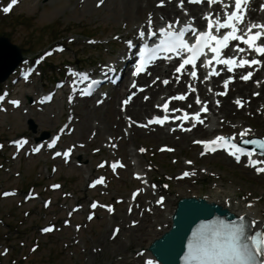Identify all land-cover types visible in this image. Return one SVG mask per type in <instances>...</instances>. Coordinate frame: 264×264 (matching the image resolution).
I'll return each mask as SVG.
<instances>
[{
	"label": "rangeland",
	"instance_id": "1",
	"mask_svg": "<svg viewBox=\"0 0 264 264\" xmlns=\"http://www.w3.org/2000/svg\"><path fill=\"white\" fill-rule=\"evenodd\" d=\"M6 1L4 0L3 3ZM97 1L27 0L19 3L10 15L0 14V36H6L12 43L20 46L25 57L35 56L55 43L62 42L67 46L65 52L56 54L46 63L43 67V76L36 78L32 86L14 87V94L24 99L25 105L8 113L0 111V141L6 143L9 138L26 134L33 143L34 139L40 137L43 132H55L59 124L65 120L68 111L64 101L58 96L51 105L41 111L36 107L28 109L29 102L25 94L34 95L35 92L51 89L52 82L63 77L62 71L58 68L63 61L77 66L88 65L86 63L91 61L94 63L96 60L105 62L111 57L109 51L113 47L112 44L120 45L118 41H114V35L123 34L127 29L138 25L146 15V13L143 14L141 20L131 23L128 19L121 18L125 10L123 5L115 4L114 0H106L101 7H98ZM125 26L127 29H124ZM89 37L100 39L102 43L90 44L87 42ZM48 65H54L52 70ZM50 76L53 77L49 80ZM5 86L6 83H1L0 90ZM118 103V98L114 97L108 105L106 102L101 105L97 113L91 116L92 126L84 128L82 136L78 129L85 117L84 110L92 107L94 102L82 100L76 107L78 119L76 131L68 137L67 142H80L84 145L78 149L77 153L82 156L80 159L84 163L82 167L77 166L78 159H76V163L72 162L68 166L61 164L58 172L54 174L49 169L55 162L50 161L48 156L40 154L14 160L11 158V151L7 148L8 145L5 144L4 149L0 151V264H121L125 260L130 262L139 247L135 243L128 247L126 245L128 239L138 235L144 226L152 224L153 217L150 213L141 221L145 213L142 199H137L133 215L124 220L122 218L114 220L111 217L116 216L122 209L125 212L127 206L124 202L118 204L115 198L128 197L131 190L140 187V184L131 178L135 163L141 170L153 168L149 172L151 180L159 184L158 187L161 193L166 195L168 202L176 197V194L185 192L184 190L203 194L209 191L213 178L201 179L195 186L192 183L174 182L167 191L162 188L161 182L168 181L169 176L187 167L184 164L185 158L195 159L196 165L206 164L213 170L215 168L216 171H222L225 174L224 187L238 186L244 188L243 192L255 190L253 195H257L256 189L261 180L251 172L231 163L228 164L219 156L197 159L196 152L190 144L193 135L188 136L185 142L176 135L161 139L151 137L149 134L136 137L134 141L131 139V134L127 136L128 132L121 129L125 127V120L117 112ZM24 108L29 110L27 114L22 112ZM232 111L234 114V110ZM29 120H33L36 124L35 130L29 128ZM119 120L121 128L115 129ZM105 122L108 123L109 130L101 131L95 127ZM122 133L125 137L118 145L119 150L116 153L103 148L97 155L96 151L99 147L108 145L114 138L119 139ZM161 144L175 146L176 151L171 154H157L158 146ZM141 146L147 148L146 153L137 152ZM152 153H156L155 156H152ZM114 154L124 158L127 169L119 173L118 177L109 179L108 195L102 197L100 190L90 191L86 183L90 177L94 176L96 163L100 158L111 157ZM134 155L137 156L135 160ZM175 160L178 161L177 164ZM89 168L92 169L90 174H88ZM242 177L250 179L254 184L243 182L246 180L242 181ZM231 179H234L238 185L230 181ZM56 180L62 181L63 189L51 192L48 184ZM8 188L21 193L18 196L2 198V190ZM29 188H33L32 191L38 192L41 197L25 201L24 194L30 191ZM94 196H100L102 201L116 203L115 215H107L99 211L93 220H87L85 218L87 204ZM237 196L240 197L241 194L237 192ZM45 197L53 199L48 208L43 206ZM154 199L155 197L151 196V205ZM262 202L264 204V199ZM74 204H83L84 212L69 213ZM68 217H70V224L65 225L63 220ZM131 220L133 223H130ZM49 223H56L60 227L53 232L42 234L40 228ZM115 226L120 228L118 235L113 234ZM130 227H134L135 231ZM122 244L125 248L118 251ZM129 262L127 264H130Z\"/></svg>",
	"mask_w": 264,
	"mask_h": 264
},
{
	"label": "snow or ice",
	"instance_id": "2",
	"mask_svg": "<svg viewBox=\"0 0 264 264\" xmlns=\"http://www.w3.org/2000/svg\"><path fill=\"white\" fill-rule=\"evenodd\" d=\"M18 0H11V4L8 7L3 9L4 12L11 10V7L15 5ZM102 2V0H101ZM192 3H202L204 0H190ZM247 0H234V9L229 13L225 12L224 19H216L213 22V18L209 15L206 17L207 31L197 32L195 29H191V26L181 29L179 31H169L167 29H161L163 34V40L160 45V50L169 53H175L177 56H180L182 53H189L186 58H183V62L176 69L177 72H180L181 69L185 68L186 65L195 66L194 62L199 59L201 55H204V48H208L214 55L212 60H215L217 63L227 65V70L229 72L233 71L232 65L237 67H243L245 65H257L261 62L259 60H246L240 59L237 61L234 57L220 59V53L222 48H227L229 46V41H242L248 45V48L260 55H264V42L257 43V41H264V25L251 24L245 34L241 33V30L238 25L244 23V6L246 5ZM163 3V0H162ZM209 5L221 4L225 8L228 5L224 4V0H207ZM181 7L183 6V0H181ZM151 23V21H149ZM171 28V25H169ZM253 29H259V31L253 32ZM193 31L196 35V42L194 44H189L185 39L186 31ZM221 30H228L222 36H217L214 32L219 33ZM140 35H144L143 32ZM236 52L242 53L245 49L240 48L238 45L235 49ZM155 58L154 56L152 57ZM170 58V57H169ZM212 60L208 61L210 65ZM138 69L137 71H139ZM214 75H219L218 72H214ZM193 77L196 76V72L191 73ZM252 76V73L249 72L247 75L242 76L241 79L248 80ZM163 83L167 84L168 81L165 80ZM227 84V82H225ZM194 92L195 89H192ZM225 93H221L224 95ZM47 99H51L48 97ZM173 99H185L184 96L174 97ZM0 100H3V97L0 96ZM197 103H200L199 97H197ZM13 104H18V101H12ZM127 103V101H125ZM218 103V102H217ZM236 103L240 105V101L237 100ZM165 111H167V104L164 106ZM175 111V110H174ZM203 111H207L205 106ZM195 116L199 118V113H196ZM188 114L185 113L183 119H187ZM168 119L165 116L163 119L156 118L154 121H149V123H158L163 124ZM203 123L202 120L199 121ZM195 126V125H193ZM250 130H245L240 133L241 137H244L248 134ZM218 142H223L222 147L225 148L232 155L237 162L241 161L242 156H246L249 159V165L254 167L256 172L264 173V160H253L252 155L256 151L255 149L247 150L240 148L238 144L235 143V137L226 138L223 136H218L212 141H195V143H203L206 146L212 145L210 150L215 152L217 150L216 145ZM55 143V142H53ZM244 144L257 145L261 149V155H264V140L260 139H244ZM52 147V145H48ZM39 148L34 149V151H39ZM141 152L145 151L140 149ZM70 150L64 153L57 152L56 156H65L68 157ZM204 154V153H202ZM103 166V165H101ZM118 165L113 164V170L116 169ZM123 167V165H119ZM184 176H188L189 173L185 172ZM103 183V178L98 179L91 186L96 184ZM53 187H59V185H54ZM4 195H9V193H4ZM135 195V194H134ZM163 198H161V201ZM161 201H158L160 203ZM92 208H96L97 204L93 203ZM109 211L112 209L109 207ZM92 219L90 215L88 217ZM67 223V222H66ZM256 224V221H251L247 223L244 217H240L239 221L233 222H224L218 221L210 224L202 225L196 232L193 233V238L190 241L188 256L186 257L187 264H264V231L251 232L249 229ZM44 232L53 231L52 227L42 229ZM116 232L119 229L115 230Z\"/></svg>",
	"mask_w": 264,
	"mask_h": 264
},
{
	"label": "bare ground",
	"instance_id": "3",
	"mask_svg": "<svg viewBox=\"0 0 264 264\" xmlns=\"http://www.w3.org/2000/svg\"><path fill=\"white\" fill-rule=\"evenodd\" d=\"M115 4H120L123 5V9L124 13L123 16L121 18H125L128 19L129 21L132 22H137L139 20H141V17L143 16V14L147 11L152 12V13H157L156 17H158V14L160 15V13H165V12H173L175 13V15H178L180 13V11L176 8V6H173V4H168L166 7L164 8H157L155 6H153V0H114ZM87 7H89L87 5ZM193 10H201L200 7L198 6H192ZM177 13V14H176ZM118 17V18H120ZM157 74H166L165 71L160 70V69H156ZM127 86V85H126ZM125 84H121L119 89H123L124 87H126ZM169 86L168 87H163L161 84H159V82H156L152 85H150L149 87V91L152 95L154 96H158L159 93H164V92H168L169 91ZM254 88L253 84L250 83H242L239 82L238 84H236L235 86L232 87L231 92L235 94L236 96H242L246 90H250V94L252 93V91H257V90H252ZM246 89V90H244ZM149 93V92H148ZM211 95V94H210ZM245 95V94H244ZM155 99V98H154ZM259 101H261V103L259 104H263L264 105V84L261 86V94H260V98H258ZM254 102H257V99H254ZM109 102H107L106 105H108ZM99 107H96L95 105L92 107H89L88 109L84 110V119L82 121V124L79 126L78 132H81V135H83L82 130L84 128H88L90 126H92V120H91V116H93V113H97ZM154 103H153V99H148L147 101H142L139 99H135L133 101V103L127 108L126 114L124 115L126 116H132L133 118L136 117H141L144 116L145 114H147L150 111L154 110ZM236 108V107H235ZM250 108H254L253 106H250ZM116 106H114V110H116ZM233 110L232 104L229 101H225L223 108L219 109V112L225 113V115L230 116L231 112ZM264 110V108H263ZM117 112L119 113V116L121 117L122 114L120 112V110ZM238 114L236 117L239 118V120L241 119L240 117H243V112L242 111H237ZM105 121V120H104ZM258 121L264 122V118L263 116L258 117ZM240 122V121H239ZM241 122L243 123L242 119ZM220 124V123H219ZM254 127L255 124L251 123ZM98 130L101 131H106L109 130V126L108 123L105 122L103 125L101 126H95ZM120 128V120L117 122L116 128L115 129H119ZM261 128H254V134L255 135H259V130ZM131 133H133V136H131V138L135 141L136 137L139 136H144L143 134H147L145 132H142V130L140 129H135V128H131ZM213 133V132H210ZM249 134H251V132H249ZM151 137L154 138H169L172 135L169 134L168 131H157V132H153L150 134ZM184 137H186V135H184ZM183 142H185V139L183 138ZM133 172H139L141 173L139 170L135 169ZM264 179V177H263ZM184 181V180H182ZM187 182V181H185ZM183 195H191V196H197V197H203V199H206L208 201H212L214 203L220 204L224 207H226L228 210L233 211V212H246L248 215H250V217L252 219H257L259 218L260 220L256 223L257 227H260L261 225H264V219L261 217V215L258 212V209L254 206V207H248L246 205V202L248 201H242V200H238L235 197V194L231 191V190H222V188L217 187L215 190L206 193V194H198L197 192H193L190 194H183ZM148 197V193L144 196V198L146 199ZM156 199V198H155ZM177 201V199H174L173 202H171V204H165L163 212H160L162 214H157L153 217V219L151 220L152 222H154V224L147 225L144 226V229H140L141 232L136 235L135 237H131L128 239V243L126 244L128 247L131 246L132 244H136L138 245V249L136 251H140V253L142 252V254L135 256V254L133 255V264H141V261H144V259H146L147 257H152L151 252L148 250V246L151 244V242L158 236H160L161 234H163L166 230L169 229L170 225H171V215L172 212L175 208V202ZM147 204V200L145 201ZM145 216H147V214L145 213ZM128 215L123 212V209L119 211V213L116 216H113V218L111 217V219H117V218H122V220H124L125 218H127ZM264 228V227H263ZM130 229H132V227H130ZM134 230V228L132 229ZM135 231V230H134ZM125 246L122 244L120 245V247L118 248L119 250L124 249ZM142 250V251H141Z\"/></svg>",
	"mask_w": 264,
	"mask_h": 264
},
{
	"label": "water",
	"instance_id": "4",
	"mask_svg": "<svg viewBox=\"0 0 264 264\" xmlns=\"http://www.w3.org/2000/svg\"><path fill=\"white\" fill-rule=\"evenodd\" d=\"M22 59L20 48L8 38L0 37V81L11 73ZM196 204L197 205L196 207ZM201 199H182L173 214L171 228L155 239L149 249L165 264H175L192 226L200 219L196 211L202 208Z\"/></svg>",
	"mask_w": 264,
	"mask_h": 264
}]
</instances>
